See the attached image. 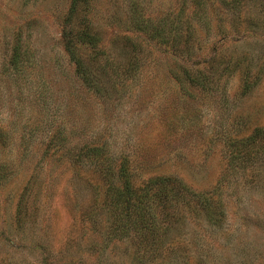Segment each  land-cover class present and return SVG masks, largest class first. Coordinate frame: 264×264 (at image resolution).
<instances>
[{"label": "rangeland", "instance_id": "1", "mask_svg": "<svg viewBox=\"0 0 264 264\" xmlns=\"http://www.w3.org/2000/svg\"><path fill=\"white\" fill-rule=\"evenodd\" d=\"M132 1L0 0V264H264V0H144L154 22L189 6L177 49Z\"/></svg>", "mask_w": 264, "mask_h": 264}, {"label": "trees", "instance_id": "2", "mask_svg": "<svg viewBox=\"0 0 264 264\" xmlns=\"http://www.w3.org/2000/svg\"><path fill=\"white\" fill-rule=\"evenodd\" d=\"M87 1L88 0H85V3ZM193 1L196 2V4H198V5L201 4V2H202V0H193ZM132 2H133V5H135V7L140 9V10H138L139 13H137V12L135 13L134 10L130 11V13H131L130 23L132 24V29H134L137 32L143 33L149 39H158L157 37L160 36L159 40L161 42H165L166 38H168V35L170 33V34H172V44L176 47V49H177V47L183 48L180 46V44L184 43V42L186 43L187 41L185 39V36L182 37V32L184 29L182 28L180 20H181V16H182L183 12L185 11L186 8L189 9V6L186 8L179 7L177 9H174V7H170L169 8L170 10H168L166 13H167V15L174 13L173 19L169 20V18L164 16L160 21L154 22L153 19L151 18V15H149V14L146 15L145 13H142L143 8H145L144 4H143L144 0H133ZM190 13L192 14V16H195L197 14H204L203 11H201L199 8H197V9L190 8ZM201 19H202V17L199 20L201 21ZM185 21L187 22V20H185ZM74 29H75L74 25H69L67 31L63 32V36L67 40L66 41V50H67V53L69 55V58L75 64L76 73L79 75V77L81 78L83 83L88 84V81L91 82V79H94V74L92 73L93 72L92 68H90L89 65L81 58L79 53H77V47L80 46L78 44L81 43V41H83L85 39L75 40L73 38V36L76 34V35H81V36H85V37L89 38L90 29L88 27L85 29L83 28L82 30L76 29L75 33L72 34V36H70ZM172 30H174L173 33H172ZM92 35L93 36L95 35V33L93 31H92ZM92 35H91L92 40H95V37H92ZM91 38L88 39L89 44L92 43ZM187 44H188V42H187ZM91 45L94 46V43H92ZM138 69H139V63H138L137 59H134L133 65H132V62L130 61L125 66H121L120 64L115 66V71L113 70L111 73L113 74L114 79H119V81H120L119 83H116V85H115V86H117L116 87L117 92H119V90L124 91L125 88L127 86H129L124 81V79H135V77H138L139 74L136 73V70H138ZM106 73L107 72L104 73L105 76H107L108 79H111V74L109 73L108 75H106ZM99 140H100L99 138H96L93 140L91 139L89 142L84 143L83 146H81V148H80V153H78V155L80 156L79 159L80 158L81 159L82 158L88 159L87 161L94 164L93 167L102 166V165H100V163L104 164V163H106V161H109L107 158V155H106L107 147L105 146L106 144L104 143L107 141L104 140V142H102ZM122 160H124L125 162L126 161L128 162L127 158H123ZM108 166L109 167H106L107 170L112 172V169H113L112 164L108 163ZM126 169H125V167L119 168V170H120L119 174L123 173V175L125 176L124 172H127ZM90 170L92 171L93 168ZM130 185H131V179L129 180V177L125 176L124 185L121 188V191L119 190V192H117V194L115 196L116 199L119 200L121 195L124 192H126V197H127L126 203H127L128 207L133 205L132 201L128 204L129 199L131 198ZM138 197H137V199H138Z\"/></svg>", "mask_w": 264, "mask_h": 264}]
</instances>
